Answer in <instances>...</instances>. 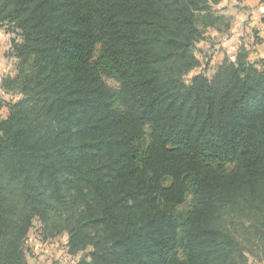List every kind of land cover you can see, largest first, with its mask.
Returning <instances> with one entry per match:
<instances>
[{
  "label": "trees",
  "instance_id": "1",
  "mask_svg": "<svg viewBox=\"0 0 264 264\" xmlns=\"http://www.w3.org/2000/svg\"><path fill=\"white\" fill-rule=\"evenodd\" d=\"M225 1L0 0V264H28L35 221L78 264L264 253V60L185 79Z\"/></svg>",
  "mask_w": 264,
  "mask_h": 264
},
{
  "label": "rangeland",
  "instance_id": "2",
  "mask_svg": "<svg viewBox=\"0 0 264 264\" xmlns=\"http://www.w3.org/2000/svg\"><path fill=\"white\" fill-rule=\"evenodd\" d=\"M242 3L243 0H228L214 8L217 15L223 16V20L218 24L219 31H221L222 33H227L229 31L233 23V18L228 13L231 9L230 7L237 8ZM253 33L254 35H257V32L254 31ZM214 38L215 37H212V29H209L208 33L206 34V40L199 43L196 46V55L199 59L200 66L194 71H192L188 76L185 77L186 81H189L193 76L197 74L205 75L208 78H212L215 75L216 70L220 65V60L218 59L219 55L217 56L215 54L219 52V49H216V43L213 40ZM256 42H257V37H256ZM212 50H214V52L211 53ZM246 50L248 49L246 48ZM11 58L14 59L13 61L14 63H13L12 73L10 75L14 76L17 72L19 61L14 57ZM249 60H250V56H249ZM260 60H264V59H260ZM260 60H255V61L250 60V62L255 63ZM222 62L223 60L221 61V63ZM106 83L109 86V88H111L112 90H117L119 87L118 84L111 79H106ZM6 95L7 97L5 99H2L6 102H9L11 100L15 101L20 98L19 95H11V94H6ZM7 113L8 110L5 108L3 110V116L5 117ZM41 227H42L41 223L39 221H35L33 223L32 229L30 230L26 242V250L28 253L27 254L28 264H78L82 259L86 258L88 252L92 250L90 248L85 253H79L76 256H72L68 253L67 244L69 240V235L67 233H64L56 238L45 240L42 235ZM256 246L254 247L255 249L251 251V253H248L246 255V264H264L263 250H261L262 248L260 249L259 247Z\"/></svg>",
  "mask_w": 264,
  "mask_h": 264
},
{
  "label": "crops",
  "instance_id": "3",
  "mask_svg": "<svg viewBox=\"0 0 264 264\" xmlns=\"http://www.w3.org/2000/svg\"><path fill=\"white\" fill-rule=\"evenodd\" d=\"M230 8L228 13L233 18V23L229 31L222 33L212 29L216 49H219L215 54L219 55L220 64L226 57L235 60L237 51L242 46L248 49L251 61L264 59V0H243L239 7ZM254 31L257 35H254ZM10 49L11 37L0 29V99L7 97L1 88V81L12 73L14 59L8 56Z\"/></svg>",
  "mask_w": 264,
  "mask_h": 264
}]
</instances>
